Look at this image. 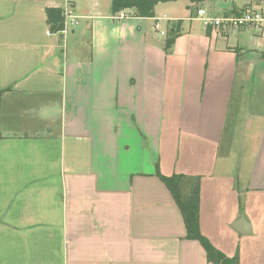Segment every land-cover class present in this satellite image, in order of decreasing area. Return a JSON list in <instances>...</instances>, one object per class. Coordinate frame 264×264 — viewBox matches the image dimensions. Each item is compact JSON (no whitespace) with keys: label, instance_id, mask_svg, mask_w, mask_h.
Here are the masks:
<instances>
[{"label":"crops","instance_id":"0c3cea01","mask_svg":"<svg viewBox=\"0 0 264 264\" xmlns=\"http://www.w3.org/2000/svg\"><path fill=\"white\" fill-rule=\"evenodd\" d=\"M207 1L184 29L178 16L162 20L178 34L165 51V37L154 38L158 4L152 17L117 19L111 0H0V264H213L185 237L157 164L200 177L199 226L215 248L264 264V131L238 163L232 139L221 149L237 77L256 72L263 88L264 30L204 26L197 15L258 0ZM65 2L77 21L52 33L45 8ZM43 98L60 105L44 121H59L56 135L6 123L9 103L36 117ZM241 211L254 238L235 245L231 233L247 235L231 227Z\"/></svg>","mask_w":264,"mask_h":264},{"label":"rangeland","instance_id":"374dc122","mask_svg":"<svg viewBox=\"0 0 264 264\" xmlns=\"http://www.w3.org/2000/svg\"><path fill=\"white\" fill-rule=\"evenodd\" d=\"M213 1L215 2V4H218L219 6L227 7L224 3L225 0H211V2L207 1V4L212 3ZM227 1L230 5L232 0H227ZM200 4L201 2L195 3L190 0H174L170 2L168 1L160 2L158 3V6H157V14L159 16L165 15L169 18L178 16V19L180 20H178L177 22H180V24H182V27L184 29L188 24V21L186 22V19L184 17L189 16L190 14L195 15L196 8L200 6ZM186 7H190V8L187 9ZM193 24L197 26L195 28H198L202 24V22L200 24V22L195 21L193 22ZM70 26L71 25H69V28ZM160 26H161V29L165 31L167 30L165 21L160 22ZM258 29L262 31L264 30L260 28ZM159 31L160 30L155 31L154 38L156 42L162 45L164 41V37L166 35L165 36L159 35ZM70 46L71 44L69 41L68 50ZM62 47H63V50L66 51V43L64 39L62 41ZM68 53L70 54V52ZM253 63H256V62H254L253 60ZM258 65L259 64L256 63L254 64V67H258ZM257 76H258V73L253 72V75L251 77L248 75H246L244 79L240 77V79H242L241 81H243L242 84L244 85L243 90L238 85V81L240 80L238 79L239 77L238 76L237 83L233 91L232 104H233L234 111L231 114H229V116L227 117L228 119L226 121V129H225V133L223 136L225 143L221 145V149L225 147V144H227L226 142L227 140L232 139L231 140L232 156L230 158L236 163H238L239 161L242 160V158L244 159L248 155L249 153L248 151L251 149V147H253V144L255 143L257 144L259 142V131L261 130L262 132L264 131V121H262V124H260L259 122L260 120L263 119V116H264V85H263V88H261L260 80L258 79ZM11 97L19 98V95H12ZM42 101H44V103L38 107L36 117H35L36 110H34V112L31 113L30 111L23 109L24 104H17L15 102H14L15 104L9 103L11 111H13L14 114L8 117L6 123L12 128L39 127V129H42L43 127H45L44 131L46 132L48 131L49 133L56 135L55 133H57L59 130V121L58 122L55 121L53 123L51 122L48 124L45 123L44 121L46 118H50V117L54 119L53 114L57 113V111H58V118H59L60 111H61L60 105L54 101L47 102V100L46 99L44 100V98L42 99ZM191 106H194V105L192 104ZM56 107L59 109L55 110ZM47 110L50 112L49 113L46 112ZM42 112H45V113H43L42 115ZM259 114H261L262 119H259V117H257L259 116ZM40 118H43L42 122L40 121ZM176 124L180 125V121L175 120V123H173L172 126H174L175 128ZM0 130H3L1 122H0ZM52 155H53L52 150H48V148H45L44 158L50 159ZM54 170H56V168H54ZM66 170H67L66 166L63 167L62 165H60V168H58L59 174L60 172L63 174L64 172H66ZM58 171L56 170V172ZM55 186H57V183L50 184V188L55 187ZM59 193H62L61 183H60ZM225 231L222 225L220 234L221 235H223L224 233L228 234ZM51 237H52L51 231L45 232V238L50 239ZM229 238L233 241V243L235 242V245H241V244L245 245L247 241L253 240L254 236H250V234L246 236L245 235L233 236V234L231 233ZM233 256L237 257L238 264H239V256L237 252H235ZM246 264H252V263L247 262Z\"/></svg>","mask_w":264,"mask_h":264},{"label":"trees","instance_id":"16d2710c","mask_svg":"<svg viewBox=\"0 0 264 264\" xmlns=\"http://www.w3.org/2000/svg\"><path fill=\"white\" fill-rule=\"evenodd\" d=\"M174 0H111V12L113 14L122 10H131L132 15L138 17L154 16V7L160 2ZM199 3L204 0H191ZM46 22L48 29L52 33H61L64 27L63 9L60 6H48L45 8ZM177 31L174 28L167 30L164 42V50L168 51L174 44L177 37ZM264 57V50L261 53ZM7 88L0 89V98ZM0 137H2L0 132ZM155 175L165 185L170 192L175 204L181 213L187 239L197 240L203 247L207 261L213 264H238L237 257H227L201 232L199 226V192L200 177L181 173L164 175L160 172L158 164L156 165Z\"/></svg>","mask_w":264,"mask_h":264},{"label":"built area","instance_id":"2783aa9c","mask_svg":"<svg viewBox=\"0 0 264 264\" xmlns=\"http://www.w3.org/2000/svg\"><path fill=\"white\" fill-rule=\"evenodd\" d=\"M257 4V6H256ZM63 9V16H64V27L61 30V33H65L69 25H72L77 20V16L73 13L70 4L65 2ZM197 15L201 19L204 26H211V27H225L228 29H235V28H243V27H256V28H264V0H258L252 6L244 7L242 11L237 14H223V15H210L205 12L202 8L197 10ZM131 14L126 13L124 10L119 11L116 14H113L114 18L123 19L129 18ZM162 20L168 21L169 18L167 16H161L155 18L154 27L155 29L160 30V34L165 36L166 31L161 29L160 22Z\"/></svg>","mask_w":264,"mask_h":264},{"label":"water","instance_id":"95a60500","mask_svg":"<svg viewBox=\"0 0 264 264\" xmlns=\"http://www.w3.org/2000/svg\"><path fill=\"white\" fill-rule=\"evenodd\" d=\"M231 227L240 234H251L252 225L243 211L232 222Z\"/></svg>","mask_w":264,"mask_h":264},{"label":"bare ground","instance_id":"6f19581e","mask_svg":"<svg viewBox=\"0 0 264 264\" xmlns=\"http://www.w3.org/2000/svg\"><path fill=\"white\" fill-rule=\"evenodd\" d=\"M216 28V27H215ZM243 28H249V27H243ZM251 28H256V27H251ZM256 29H258V28H256ZM260 29H264V28H260Z\"/></svg>","mask_w":264,"mask_h":264}]
</instances>
